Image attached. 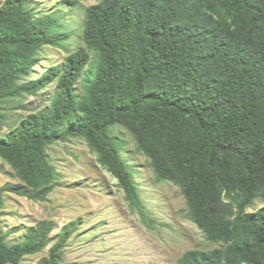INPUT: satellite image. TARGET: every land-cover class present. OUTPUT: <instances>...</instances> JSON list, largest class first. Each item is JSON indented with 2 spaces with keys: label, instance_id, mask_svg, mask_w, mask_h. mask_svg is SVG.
<instances>
[{
  "label": "trees",
  "instance_id": "1",
  "mask_svg": "<svg viewBox=\"0 0 264 264\" xmlns=\"http://www.w3.org/2000/svg\"><path fill=\"white\" fill-rule=\"evenodd\" d=\"M226 2L232 24L212 14L211 0H101L85 11L86 48L26 81L43 48L64 47L71 34L60 13L37 14L30 0H6L0 7V157L26 184L8 191L45 202L56 176L47 148L81 139L148 219L136 167L115 134L120 128L149 160L156 182L180 188L189 219L207 240L224 243L187 251L177 264H264V207L247 212L264 201V15L245 0ZM89 50L95 71L79 95ZM49 86L55 87L49 106L3 133L4 105ZM78 229V222L67 225L42 264H61ZM53 230L41 222L13 245L0 230V264L41 253Z\"/></svg>",
  "mask_w": 264,
  "mask_h": 264
},
{
  "label": "rangeland",
  "instance_id": "2",
  "mask_svg": "<svg viewBox=\"0 0 264 264\" xmlns=\"http://www.w3.org/2000/svg\"><path fill=\"white\" fill-rule=\"evenodd\" d=\"M75 1L72 5L70 2ZM101 0H30L37 14L58 12L71 35L64 47H44L36 68L26 81L40 78L52 67L63 66L74 51L86 48L82 41L85 11ZM6 0H0V7ZM212 14L232 24L230 4L226 0H211ZM257 6L264 15V0H245ZM91 63L77 84L76 92L83 93V81L95 71L94 54ZM54 86L42 90L37 96L5 104L8 120L3 133H9L23 119L47 108L52 100ZM126 143L123 152L128 163L136 167V180L144 211L148 219L127 200L117 180L98 162L84 140L72 139L47 148L48 161L54 168L55 187L45 202H35L9 192V188L26 185L16 175L14 167L0 157V230L9 245L24 240L27 231L41 222H51L47 248L36 255L24 257L21 264H42L59 240V234L72 222L79 229L70 237L63 251L61 264H177L190 250L209 251L224 246L223 242L207 240L189 219L185 199L179 187L157 183L149 160L137 150L128 132L116 129ZM264 207L259 199L247 212L256 213ZM235 241L241 246L239 235Z\"/></svg>",
  "mask_w": 264,
  "mask_h": 264
}]
</instances>
